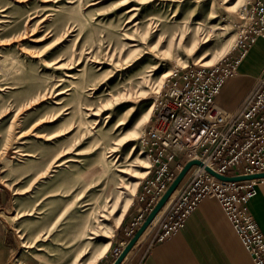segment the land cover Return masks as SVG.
<instances>
[{
	"label": "rangeland",
	"instance_id": "rangeland-1",
	"mask_svg": "<svg viewBox=\"0 0 264 264\" xmlns=\"http://www.w3.org/2000/svg\"><path fill=\"white\" fill-rule=\"evenodd\" d=\"M248 1L0 0V217L16 239L10 264H56L74 241L77 192L92 183L86 194L94 189L98 198L106 178L115 188L125 182V194L90 252L108 241L112 247L152 165L144 135L168 78L233 54ZM196 21L207 45L170 40L188 39ZM230 42L234 48L217 58ZM128 87L131 96L112 97Z\"/></svg>",
	"mask_w": 264,
	"mask_h": 264
},
{
	"label": "built area",
	"instance_id": "built-area-1",
	"mask_svg": "<svg viewBox=\"0 0 264 264\" xmlns=\"http://www.w3.org/2000/svg\"><path fill=\"white\" fill-rule=\"evenodd\" d=\"M236 27L233 51L238 54L227 55L212 66L187 65L168 78L144 135L145 150L152 159L138 196L144 206L139 207L127 234L134 236L184 165L199 160L203 165L190 169L174 199L171 196L151 224L157 229L156 241L177 234L200 204L213 198L222 205L254 263L264 264V233L249 210L264 178L225 181L206 169L224 177L264 173V71L237 111L217 103L250 48L264 39V0H249Z\"/></svg>",
	"mask_w": 264,
	"mask_h": 264
},
{
	"label": "crops",
	"instance_id": "crops-1",
	"mask_svg": "<svg viewBox=\"0 0 264 264\" xmlns=\"http://www.w3.org/2000/svg\"><path fill=\"white\" fill-rule=\"evenodd\" d=\"M236 54L235 51L233 55ZM263 71L264 39H260L250 48L238 74L228 80L217 101L237 111L256 87ZM5 203L0 194V209ZM140 206L144 203L137 197L136 204L128 210L116 232L112 247L110 244L107 254L96 264L115 262L117 251H122L133 237L127 230L138 216ZM249 210L264 233V182L259 184L257 195L250 200ZM156 235L155 225L149 226L122 264H255L217 199H205L177 234L160 242L156 241ZM15 252V236L6 229L0 217V264H10Z\"/></svg>",
	"mask_w": 264,
	"mask_h": 264
},
{
	"label": "bare ground",
	"instance_id": "bare-ground-1",
	"mask_svg": "<svg viewBox=\"0 0 264 264\" xmlns=\"http://www.w3.org/2000/svg\"><path fill=\"white\" fill-rule=\"evenodd\" d=\"M216 19V18H213ZM192 31V32H191ZM191 32L190 36H188V39H170L171 41L174 40L178 43H181L183 40L186 42H189L191 46L194 49H199L200 47H203L204 45H207L210 41L204 36L202 33L205 32L204 30V24L196 21L195 24H193L191 27H189V33ZM160 40V39H159ZM131 46H136L137 42L136 40H131ZM234 48V44L232 42L228 43L223 47L221 52L219 53L217 58L222 57L229 51H231ZM114 55L111 54V57ZM204 58V57H203ZM210 61H214V59L205 61L204 64H208ZM117 62H113L114 66L112 69L114 70L112 72L113 77L116 76L115 73L120 72V70L117 69ZM202 62V59L199 61ZM126 75V70L122 71L119 74V78L122 76ZM170 74H165V76H169ZM164 79V76L161 77ZM146 79L143 78L141 82H144ZM110 81L108 80V88L110 85ZM125 90V92H124ZM110 92H108V95ZM133 94L131 87L128 88H122L121 91L117 93V95H113L112 97L118 96L119 98H124V97H129ZM117 97V98H118ZM95 113V112H94ZM110 116H108L109 118ZM123 125L122 122H118L116 124L117 127H121ZM118 143H115L112 145L109 150H110V155L109 157H113L118 153ZM103 164L104 166H108L107 164L109 163L107 160V157L105 156L103 158ZM119 159H117L118 161ZM61 165V163L58 164V166ZM99 168V167H98ZM122 172H126L125 169L121 170ZM127 173V172H126ZM113 178H110V181L108 178L105 179V181L102 183L101 187V196L98 198H95L93 196V190L89 192V194H86V190L88 187L91 186L92 183L86 185L82 190L77 192V197L80 199V206H78L74 211V221H73V229H74V240L70 246V249L65 250L66 252H62L61 255L56 259V264H77L78 262H81L80 264H96L102 257H104L108 249L110 247V241L106 242L102 247H100L97 251L95 252H90L92 249L93 245V240L98 237L100 228L102 229V221H106L107 218L110 217V214L114 211L115 209V203L117 198L121 197L124 192V189L126 188L125 182H121L119 186L116 188L112 184ZM110 184V188L107 189L108 184ZM112 190H116L115 195L112 194ZM118 190V191H117ZM177 192H175L172 195L171 199H174L175 195ZM122 216V215H121ZM121 221V217L116 221V224L119 225ZM155 222V221H154ZM108 234V237H111L112 235V229H108L106 227V231ZM107 236V235H106ZM89 253V254H88ZM88 254V256H86ZM85 257V258H84Z\"/></svg>",
	"mask_w": 264,
	"mask_h": 264
},
{
	"label": "water",
	"instance_id": "water-1",
	"mask_svg": "<svg viewBox=\"0 0 264 264\" xmlns=\"http://www.w3.org/2000/svg\"><path fill=\"white\" fill-rule=\"evenodd\" d=\"M194 165H203V163L199 160H194L186 163L183 167V169L179 172L178 176L176 177L175 181L171 184L167 192L163 195V197L160 199V201L156 204L153 211L148 215L142 226L138 229V231L135 233V235L132 237V239L129 241V243L124 247V249L121 251L120 255L117 257L115 262L113 264H122L124 260L127 258L131 250L134 248L136 243L139 241L141 236L144 234V232L149 228V226L153 223L157 215L161 212V210L164 208L168 200L171 198V196L174 194V192L178 189L190 169ZM206 169L213 175L217 176L219 179L225 180V181H244V180H252V179H258V178H264V173L262 174H255L250 176H236V177H224L220 176L217 173H215L210 167H206Z\"/></svg>",
	"mask_w": 264,
	"mask_h": 264
}]
</instances>
